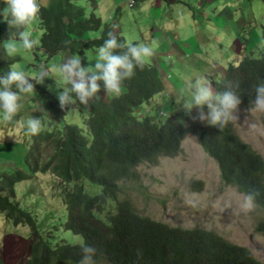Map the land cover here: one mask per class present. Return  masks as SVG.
<instances>
[{
  "label": "trees",
  "instance_id": "trees-1",
  "mask_svg": "<svg viewBox=\"0 0 264 264\" xmlns=\"http://www.w3.org/2000/svg\"><path fill=\"white\" fill-rule=\"evenodd\" d=\"M4 7V0H0V10ZM38 22L43 32L39 49L47 57L58 53L85 55L90 50L96 53L109 33L118 42L125 41L100 15L93 11L86 15L76 0H48L41 7ZM3 23L0 75L14 61L2 54L1 40L17 37V29ZM99 28V36L88 38L90 30ZM261 36L264 40V27ZM209 78L215 91L231 90L240 96L237 112L249 110L254 107L255 86L264 83V48L255 57L244 56L237 64H229L219 81ZM33 83L51 112L49 123L54 124L67 106L61 109L51 93ZM122 89L119 98L110 95L105 101L102 84L100 98L89 101L84 124L90 138L75 123L44 129L31 136L24 150H15L21 157V168L0 171V210L13 224H27L33 232L27 264H81L83 246L95 249L93 264H261L248 247L226 240L214 230L168 224L137 213L127 197H118L120 181L138 177L137 164L179 154L181 141L191 135L216 161L223 183L253 194L254 205L264 212V158L235 134L232 123L223 129L207 125L198 119L195 107L181 108L164 119L158 109L149 112V103L163 89L158 71L149 63L142 70L136 68ZM203 110H208L206 105ZM36 171H49L69 183L64 192L62 229L80 235L81 243L44 237L34 215L14 199L15 183L31 178ZM84 179L100 185V191L88 194ZM262 216L253 225L264 238Z\"/></svg>",
  "mask_w": 264,
  "mask_h": 264
},
{
  "label": "rangeland",
  "instance_id": "rangeland-1",
  "mask_svg": "<svg viewBox=\"0 0 264 264\" xmlns=\"http://www.w3.org/2000/svg\"><path fill=\"white\" fill-rule=\"evenodd\" d=\"M115 1L111 0L113 7L108 8L109 23L106 22L105 17L108 13L106 12L105 15L102 13L105 3L106 5L108 3L107 0H98L99 7L96 6L95 0H76V4L84 7L86 15L91 11L100 15L103 23L110 25L112 21L115 22L111 24L112 32L114 28V32L117 34L120 32L126 40L135 41L137 39L135 36L124 33L123 26L134 27L133 16L136 15L142 0H136L134 5L132 0L114 3ZM40 2L46 5L48 0H40ZM186 3L192 6V12L195 13L194 20L197 21L201 6L198 5L197 0H186ZM221 6L222 2H220V10L224 12V16L227 14L233 17L232 20L237 27L232 39L228 37V41L224 42L223 34L219 36L220 28L215 26H220L225 21L213 18L212 13L206 16L208 17L206 19L215 25L211 28V32L200 29V32L189 34L187 40L175 42L174 38H168V48L164 49V53L168 49L174 55L180 54L183 51L180 42H183L189 51H186V57H181L174 66H167L171 62L172 55L163 54L161 59L164 66L162 65L161 68L165 69V72L155 67L154 63H150L158 71L163 89L161 95L155 96L153 102L149 103L152 105L147 109L149 112L154 113L158 109L164 114L162 119L172 115L184 108L180 105V108L176 109L174 102H177L178 98L181 99L187 77L200 76L211 82L210 76L219 81L229 64H237L244 56L255 57L264 48V40L261 36V29L264 27V0H225V5L222 8ZM183 9V6L179 5L176 14L178 17L183 16ZM122 12L125 17L118 24ZM3 22V17L0 15V36ZM31 29L34 36H39V22L33 23ZM100 30V28L90 30L88 38L97 37L96 33ZM218 36L219 40H217ZM8 39L1 40L2 48L4 41ZM207 39L211 44L198 54L196 42H206ZM200 47L203 48L201 45ZM94 51H86L85 55H79L82 66L94 64L96 54L93 53ZM2 54L8 57L5 50ZM71 57L73 56L67 53L47 57L37 47L30 53H22L8 59L14 60L11 66L18 65L28 74L35 75L42 69L48 70L51 77H45L43 84L39 85L58 100L57 93L62 89L57 87L61 86V80L54 74L53 68ZM170 82L172 86L168 84ZM102 84L103 82L100 83ZM102 95L105 101L111 98L110 94L104 91ZM186 95L189 97L187 100H190V95L185 91L183 96ZM22 103L23 108L13 122L5 123L0 118V158L12 160L11 164L0 161V171L21 168L23 165L21 157L15 153V150H24V146L31 140L21 127L30 116L40 117L45 122V129L48 130L53 127L59 129L64 123H75L82 128L83 134L90 138L84 124L88 105H82L79 101L75 105H67L65 114L55 119L54 124H50L51 112L44 99L36 92L25 95ZM235 114L238 117L237 121L232 123L235 134L264 158V112L255 111L252 107ZM4 139L7 141L3 142ZM18 143L20 145H16ZM47 152H49L48 148ZM136 170L138 171L136 179L120 181L121 190L118 192V197H127L137 213L168 224L181 225L184 228L199 227L214 230L224 239L248 247L254 257L264 264V238L255 232L253 225L256 219L263 217L264 212L255 205L247 213L240 210L239 205L243 202L245 194L238 191L235 186L223 183L216 161L202 150L195 137L187 135L183 138L179 154L158 157L155 162H141L137 164ZM67 184L58 180L49 171H36L31 178L15 183L14 199L34 215L38 223V231L44 237L55 242L81 243L80 235L62 229L66 212L64 192ZM83 185L88 194L100 191V185L86 179L83 180ZM226 205L231 207L221 211ZM32 238H34L32 229L27 224H13L11 219L0 210V264H27L29 243Z\"/></svg>",
  "mask_w": 264,
  "mask_h": 264
},
{
  "label": "clouds",
  "instance_id": "clouds-1",
  "mask_svg": "<svg viewBox=\"0 0 264 264\" xmlns=\"http://www.w3.org/2000/svg\"><path fill=\"white\" fill-rule=\"evenodd\" d=\"M5 7L0 10L3 20L9 27L17 29V37L4 41L3 48L8 57H14L22 53H30L41 44L40 37L34 36L31 29L33 23L40 21L42 4L40 0H4ZM46 6V5H45ZM156 43H134L131 40L118 42L112 34L103 44L96 49L94 64L82 66L79 55L69 58L66 62L53 68L55 75L61 80L62 89L57 93L59 107L64 109L67 105H75L77 101L87 106L90 100H98L101 90L99 81L103 82V91L113 97L122 95L123 82L132 78L134 70H141L155 55ZM121 50V51H117ZM45 77H51L48 70L42 69L38 74L26 73L18 65H13L4 74L0 75V118L3 122L11 123L23 108V97L35 93L34 83L43 84ZM187 92L191 99L183 100L185 109L193 107L199 109L198 119L207 125L223 129L229 123L236 122L235 114L241 103L240 96L231 90L217 92L207 79L194 76L186 78V87L181 92ZM74 94V95H73ZM181 99H177L180 103ZM254 110L264 112V83L255 86ZM207 106L205 113L204 106ZM159 116L164 114L159 112ZM29 137L38 135L45 129V122L40 117L30 116L21 125ZM19 144V143H18ZM231 207L226 205L225 208ZM240 210L247 213L254 208L253 194H245ZM84 253L81 264H93L92 257L95 249L83 246Z\"/></svg>",
  "mask_w": 264,
  "mask_h": 264
},
{
  "label": "crops",
  "instance_id": "crops-1",
  "mask_svg": "<svg viewBox=\"0 0 264 264\" xmlns=\"http://www.w3.org/2000/svg\"><path fill=\"white\" fill-rule=\"evenodd\" d=\"M96 1V6L99 7L98 0ZM108 3L105 7L102 9V13L107 12L106 14V22L109 23L110 17L109 9L112 8V2L111 0H107ZM119 1L123 0H116L114 3H118ZM136 0H133L134 5ZM220 2H222L221 8L225 5V0H197V3L199 6H201V10L199 11L200 17L195 21V13L192 12V6H189L186 3V0H142L140 1V5L138 6L136 15L133 16L134 19V27L131 26H123L124 33L130 34V36H135V43L142 42L146 44H151L152 42H155L156 52L153 57L150 58L149 64L154 63L155 67H157L159 70L165 72L166 70L161 68L163 64L162 62V55L166 53H170L172 55V58H170V64L167 66H174L176 62L180 60L181 57H186V51H189L187 46L183 44V42H180V46L182 47L183 51L180 54L174 55L171 53L170 50L167 49V52L164 53V49L168 48V38H174L175 41H181V40H187L189 34L195 33L196 31L200 32L199 30L202 29L205 32L209 31L211 32V28L215 25H212L210 23L209 19H206L208 14L212 13L213 18H219L220 20L225 21V23H221V25H217L215 27L220 28V31H218L219 36L222 33L223 34V41L227 42L228 37L232 39V36H234L235 32V23L232 20L233 17L228 16L227 14L224 16V12L220 10ZM179 5L183 6V16L178 17L177 10H179ZM95 8V6H94ZM98 9V8H97ZM95 10V9H94ZM98 11H101L98 9ZM202 15V16H201ZM101 17V16H100ZM125 17L124 12L120 14V21L118 24H120ZM139 17H141L139 19ZM115 22H111L110 25ZM119 26V25H118ZM201 27V28H200ZM237 28V27H236ZM101 29V28H100ZM113 28V32H114ZM237 31V30H236ZM101 31H98L96 33V36H99V33ZM117 34V32H114ZM120 36L122 34L119 32ZM217 37V40L220 39V37ZM123 37V36H122ZM194 37V34H193ZM125 41L126 39L123 38ZM249 40V39H248ZM209 39H207L206 42L198 43L196 42L197 47V53L200 54L203 51L206 50V46L210 45ZM203 46V48L200 47ZM185 53V55H184ZM189 56V55H187ZM168 75V74H167ZM102 81H99L101 83ZM171 86L173 84L168 83ZM165 95V94H164ZM176 97V96H175ZM179 97V96H178ZM166 98V97H165ZM189 97L188 95L182 96L180 103L174 102V105L179 108L180 105H183V100H187ZM167 101L170 99H166ZM175 101V100H173ZM173 103V102H172ZM3 142L7 141V139L2 140ZM12 150V149H11ZM11 155V154H10ZM5 160L0 158V161H5L4 164H11L12 160Z\"/></svg>",
  "mask_w": 264,
  "mask_h": 264
},
{
  "label": "built area",
  "instance_id": "built-area-1",
  "mask_svg": "<svg viewBox=\"0 0 264 264\" xmlns=\"http://www.w3.org/2000/svg\"><path fill=\"white\" fill-rule=\"evenodd\" d=\"M132 3H133V0H132Z\"/></svg>",
  "mask_w": 264,
  "mask_h": 264
},
{
  "label": "bare ground",
  "instance_id": "bare-ground-1",
  "mask_svg": "<svg viewBox=\"0 0 264 264\" xmlns=\"http://www.w3.org/2000/svg\"><path fill=\"white\" fill-rule=\"evenodd\" d=\"M256 206V205H255Z\"/></svg>",
  "mask_w": 264,
  "mask_h": 264
}]
</instances>
